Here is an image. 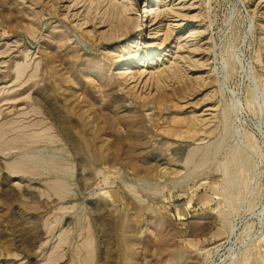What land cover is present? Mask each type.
I'll list each match as a JSON object with an SVG mask.
<instances>
[{
    "label": "rangeland",
    "instance_id": "obj_1",
    "mask_svg": "<svg viewBox=\"0 0 264 264\" xmlns=\"http://www.w3.org/2000/svg\"><path fill=\"white\" fill-rule=\"evenodd\" d=\"M119 2L0 0V264H264V0Z\"/></svg>",
    "mask_w": 264,
    "mask_h": 264
},
{
    "label": "bare ground",
    "instance_id": "obj_2",
    "mask_svg": "<svg viewBox=\"0 0 264 264\" xmlns=\"http://www.w3.org/2000/svg\"><path fill=\"white\" fill-rule=\"evenodd\" d=\"M128 1L129 0H121V2H119L118 3V5L120 6V9H121V11H120V13H119V15H118V24H117V27H118V29H125V31L126 30H128V29H130V26H132V24H133V22H132V18H131V16L129 15V14H127V12H128V10H131L130 9V5L129 4H127L128 3ZM172 1H176V0H172ZM181 2H178V4H182V1L183 0H180ZM162 2V1H161ZM184 4V3H183ZM163 6H165V4H163V5H160L159 4V6L158 7H154V6H152V7H148V8H146L147 10H146V12L147 13H149L150 11H153L152 12V14L153 13H155L156 14V16H161L162 15V17H160L159 19H155V17H154V19L155 20H153L152 22V25L150 26V29H152V30H154L155 31V36H152V40L150 41V42H148V45L149 46H147V47H149L147 50L148 51H146V52H148V55H150V57H155V55H156V53H157V50L158 49H161V48H163L165 45H166V43L168 42V39L172 36V35H174V34H176V33H179V32H177V29H179L180 27H181V25H182V22H179V21H182V20H184V19H186L185 18V15H183V14H177L178 16H176V17H180V19L179 20H172L173 22L171 23V21L168 19V17H169V15H171L170 14V8H168V7H166V8H164ZM183 8V6H181V8H179L178 10H180V9H182ZM185 9V8H184ZM182 11V10H181ZM79 12V11H78ZM77 12V13H78ZM146 12H145V14H146ZM172 13V12H171ZM179 13V12H178ZM83 14V13H82ZM151 14V13H150ZM173 14V13H172ZM176 14V13H175ZM74 15V14H73ZM78 15V14H77ZM77 15L75 16V17H77ZM66 16H67V18H68V16H69V14L67 15L66 14ZM73 16V17H74ZM173 17H174V15H172ZM70 18V17H69ZM83 18V17H82ZM137 19H139L138 20V22L139 23H137V25H135V27H137V29H135L136 31H139L140 29H142V26H143V22L141 23V21H143V20H145V19H143L142 17L141 18H137ZM83 20V19H82ZM88 20V19H87ZM87 20L86 21H82V22H87ZM150 20V19H149ZM167 20H169V21H167ZM147 21H148V19H147ZM167 21V22H166ZM175 22H177V24H174ZM88 22H87V26H88ZM104 24V23H103ZM83 26L85 25V23L84 24H82ZM176 25H178L179 26V28H176L177 26ZM133 26H134V24H133ZM80 27V26H79ZM82 28V27H81ZM85 28V27H84ZM149 28V27H148ZM95 30H96V28H95ZM99 30V29H98ZM92 31V30H91ZM117 31V30H116ZM93 32H95L94 30H93ZM99 32V31H98ZM96 34H98V33H96ZM113 34V33H112ZM139 34H143V32H140ZM116 37V35H113V37L112 38H115ZM177 37V36H176ZM125 38V37H124ZM121 39V38H120ZM178 39V38H177ZM170 40V39H169ZM177 42H178V40H176ZM115 42V41H114ZM141 43V42H140ZM134 44V43H133ZM132 44H130V45H128L127 47H128V49H126L125 51L127 52V53H129V54H127V55H125V54H121V55H118V56H120L119 57V59H120V61H126V60H128V59H130V58H132V57H134V56H136V55H138V53H139V50L140 49H138L136 52H131V48H130V46H131ZM205 47V46H204ZM125 48H126V46H125ZM124 48V49H125ZM123 50V49H122ZM177 52V51H176ZM117 55V54H116ZM140 55H142V53H140ZM173 57V56H172ZM175 59H176V57H175ZM143 60V59H142ZM177 60V59H176ZM153 61V60H152ZM163 62V61H162ZM177 62V61H176ZM111 64V63H110ZM176 64V63H175ZM174 62H172L171 63V67H173L174 65ZM140 67L141 66H144L145 65V62L143 63V62H141L140 64ZM166 65V64H165ZM147 66V65H146ZM139 67V66H138ZM166 67V66H165ZM125 68V67H124ZM176 68H177V66H176ZM167 70V69H166ZM165 70V71H166ZM121 71V70H120ZM148 71H150V70H148ZM152 71H153V69H152ZM164 71V68H159L157 71H154V72H150L149 74H150V78H151V75L154 73H158V72H163ZM170 71V70H169ZM166 72H168V71H166ZM171 72V71H170ZM147 73V69H142V70H140V69H137V70H135V71H132V69H131V67H127V68H125V69H123L121 72H120V75H121V77L123 78V80L125 79L126 81H129V80H132L133 82H138V80L143 76V75H145ZM169 73V72H168ZM168 73H166V74H168ZM119 74V73H118ZM148 74V73H147ZM161 74V73H160ZM159 74V75H160ZM182 74V73H181ZM164 75H165V73H164ZM208 75V74H207ZM161 76V75H160ZM168 76V75H167ZM170 76V75H169ZM149 77V76H148ZM197 79H198V77L199 76H195ZM195 78V79H196ZM200 78V77H199ZM209 78V77H208ZM152 79V78H151ZM185 80V79H184ZM183 80V81H184ZM140 81V80H139ZM145 81H146V79H145ZM182 81V82H183ZM187 81V80H186ZM185 81V82H186ZM125 82V81H124ZM179 82V81H178ZM187 82H189V81H187ZM186 82V83H187ZM142 83V82H141ZM144 83V82H143ZM163 83V82H162ZM176 83V82H175ZM181 83V82H180ZM185 83V84H186ZM136 84V83H135ZM150 84V83H149ZM178 84V83H177ZM182 84V83H181ZM188 84V83H187ZM141 85V84H140ZM184 85V83L182 84V86ZM127 86V85H126ZM136 86V85H135ZM177 86H179V85H177ZM181 86V85H180ZM128 87V86H127ZM134 87V86H133ZM132 87V88H133ZM185 87H187V85L185 86ZM184 87V88H185ZM145 88V87H144ZM178 88H180V87H178ZM123 89V88H122ZM129 89V88H128ZM135 89H137V88H135ZM148 89V88H147ZM166 89V88H165ZM183 89V88H182ZM132 90V89H131ZM171 90V89H170ZM179 91H180V89H178ZM177 90V91H178ZM135 91V90H134ZM158 91V90H157ZM159 91H160V89H159ZM163 91H165L164 89H163ZM174 91V92H173ZM177 91H176V93H177ZM138 92V91H137ZM142 92V91H141ZM165 92H167V91H165ZM171 92V91H170ZM172 92L173 93H175V90L173 89L172 90ZM181 92V91H180ZM180 92H179V94H180ZM136 93V92H135ZM139 93V92H138ZM160 93V92H159ZM163 93V92H162ZM126 94V93H125ZM140 94V93H139ZM143 94H144V92H143ZM130 95V94H129ZM147 94H145V96H143L144 98L145 97H147L146 96ZM150 95V94H149ZM155 95V94H154ZM164 95H168L167 93L166 94H164ZM164 95H161V93H160V96L158 97V98H156L157 99V103H158V100H159V103H162V102H164L163 100H165V97H164ZM174 95V94H173ZM137 96H139V95H137ZM151 96H152V94H151ZM150 96V97H151ZM169 96H171V94L169 95ZM175 97H176V94L174 95ZM143 97H141V98H143ZM155 97V96H154ZM154 97L152 98L151 97V99L152 100H154L155 101V99H154ZM171 97H173V96H171ZM138 98V97H137ZM136 98V99H137ZM148 98V97H147ZM163 100H162V99ZM167 98H168V96H167ZM170 98V97H169ZM177 98H179V95H178V97ZM177 98H175V99H177ZM170 99H172L174 102H176L173 98H170ZM141 100V99H140ZM172 100H170V102H172ZM151 101V100H150ZM166 101V100H165ZM144 102H146V101H144ZM173 102V103H174ZM125 103V102H124ZM130 103V102H129ZM176 103H178V102H176ZM163 104H165V103H163ZM162 104V105H163ZM158 105H160V104H158ZM161 105V107H163ZM178 105V104H177ZM177 105H175V106H177ZM125 107H127V105L125 104L124 105ZM174 106V105H173ZM174 106V107H175ZM179 106V105H178ZM177 106V107H178ZM130 107V106H129ZM128 107V108H129ZM176 107V108H177ZM212 107V106H211ZM207 108L206 110L208 111V110H211L212 111V108ZM132 107H130V109H131ZM154 108V107H153ZM87 111V110H86ZM88 113V112H87ZM206 113V112H205ZM85 115V114H84ZM181 116V115H180ZM194 116V115H193ZM208 116V115H207ZM177 117V119H179L178 117L179 116H176ZM181 118H182V116H181ZM180 118V120H183V118L181 119ZM191 118H192V116H191ZM190 118V119H191ZM176 119V118H175ZM175 119L173 118V123H174V121H175ZM188 119H189V117H188ZM189 119V120H190ZM184 121H186V119L184 120ZM176 122V121H175ZM179 122V120L177 121V124H180V123H178ZM207 122H208V120H207ZM207 122H206V119H203L202 117H201V115H195L192 119H191V121H189V123L190 124H188V122H187V124H188V126H190V128L188 129L187 127V129L188 130H186V131H191L193 128H195V126H198V127H196L193 131V133L195 134V136H197L198 137V139H200V140H204L206 137H207V135H208V133H209V131H211L210 130V128H208V124H207ZM181 123H182V121H181ZM172 124V123H171ZM184 124V123H183ZM209 124H211V123H209ZM170 125V124H169ZM186 125V123L183 125V127ZM212 125V124H211ZM167 126V125H166ZM172 126V125H171ZM192 126V127H191ZM168 127V126H167ZM182 127V126H181ZM199 127H201L200 129L201 130H198L199 129ZM164 128H166V127H164ZM172 127H170V129H171ZM179 128V127H178ZM198 128V129H197ZM214 128V127H213ZM213 128H212V130H213ZM168 129V128H167ZM165 130V131H169V130ZM173 129V128H172ZM174 129H175V127H174ZM173 129V130H174ZM185 129V128H184ZM162 130H164V129H162ZM173 130H172V132H173ZM179 130H180V128H179ZM183 130V129H182ZM182 130L180 131V132H182ZM165 131H164V133H165ZM175 131V130H174ZM177 131V130H176ZM175 131V132H176ZM172 132H170V133H172ZM174 132V133H175ZM167 134H168V132H166ZM173 133V134H174ZM190 133V132H189ZM192 133V132H191ZM192 133V134H193ZM173 134H170V136L171 135H173ZM178 134V135H177ZM177 134H174L175 136L177 135V136H181L182 137V134L181 135H179V133L177 132ZM191 134V135H192ZM169 135V134H168ZM173 135V136H174ZM174 136V137H175ZM203 143V142H202Z\"/></svg>",
    "mask_w": 264,
    "mask_h": 264
}]
</instances>
